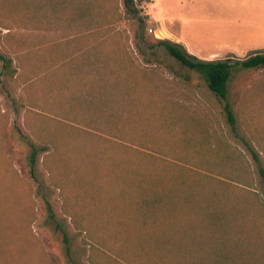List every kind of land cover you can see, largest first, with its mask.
<instances>
[{
  "label": "rangeland",
  "instance_id": "1",
  "mask_svg": "<svg viewBox=\"0 0 264 264\" xmlns=\"http://www.w3.org/2000/svg\"><path fill=\"white\" fill-rule=\"evenodd\" d=\"M48 2L0 0V54L5 59L0 61V237L5 242L13 224L19 245L28 250L26 264H134L99 244L97 236L96 224L104 219L102 225L109 226L112 222L108 219L114 215L115 195L111 202L108 197L117 191L112 189L113 171L106 158H118L124 152L120 146L115 150V143L157 159L164 174L201 171L203 155L216 156L221 144H229L245 155L255 192L264 203V177L260 174L264 155L251 139L241 110L244 100L264 89V69L234 66L224 100L209 91L199 73L157 46L158 41L167 40L201 61L229 60L232 64L264 53V0H136L141 13L134 18L125 14L122 0H118L120 18L110 22L103 38H98L103 39L105 73L118 84L132 81L128 91L131 89L140 108L137 116H141L135 120L145 124L142 132L132 137L135 144L89 126L80 115L81 108L74 106L71 92L60 89L43 95L35 85L38 80L33 81L27 71L31 65L25 53L18 58L17 47L34 46L40 43L42 33H47L29 35L31 28L43 22L38 14L49 9ZM151 6L157 10L154 16L164 21L160 25L150 19ZM145 15L148 18L141 25L139 17ZM65 80L64 76L57 78L59 85ZM48 97L54 98V106L46 101ZM226 104L235 117L233 126L228 122ZM67 112L71 114L68 117ZM76 115L79 120L74 121ZM59 123L86 132L67 139L70 143L63 140L67 155L72 156L66 165L59 163L63 158L59 155L65 152L55 155L53 145L47 143L50 137L40 132H55ZM88 136L90 141L85 138ZM95 136L109 139L108 143L103 147L94 141ZM33 147L40 149L34 165ZM250 149L258 153L259 163ZM87 153L100 165L98 176L91 180V169H86L93 165L82 161ZM78 163L84 166L76 167ZM133 163L143 164L139 160ZM115 184L114 188L122 187ZM188 208L184 207L186 220L192 217ZM1 240L0 251L6 247Z\"/></svg>",
  "mask_w": 264,
  "mask_h": 264
},
{
  "label": "trees",
  "instance_id": "2",
  "mask_svg": "<svg viewBox=\"0 0 264 264\" xmlns=\"http://www.w3.org/2000/svg\"><path fill=\"white\" fill-rule=\"evenodd\" d=\"M135 1L122 0L125 14L132 18L141 13ZM48 6L47 11L38 14L43 22L29 31V35L47 32L40 36V43L34 46L25 43L27 45L17 47L15 51L18 58L25 53L23 56L31 65L27 71L33 81L38 80L35 85L40 86L43 95L60 89L71 92L74 106L81 108L80 115L85 116L89 126L120 141L137 143L132 137L142 132L145 124L138 121L140 108L131 89L128 91L132 81L128 79L122 85L110 79L109 73H105L106 57L102 55L103 39L100 37L103 38L105 27L120 18L118 0H49ZM139 18L140 24L144 25L148 17ZM157 46H162L182 65L199 73L209 91L224 100L234 66L264 69V53H254L232 64L229 60L201 61L188 54L181 45L167 40L158 41ZM107 60L111 61L109 57ZM0 61L5 62L1 54ZM61 76L66 79L64 84L61 83L63 85L57 81ZM263 93L264 89L256 97L251 95L249 100H244L250 103L247 106L243 101L241 110L251 139L264 155V102L260 101ZM52 99L48 97L46 101L54 106ZM225 109L228 122L233 126L235 117L228 104ZM69 115L67 112L65 116ZM77 119L78 115L74 116V121ZM59 124L55 132H40L46 138L50 137L47 143L53 145L55 155L65 152L59 155L63 157L59 163L66 165L68 158H72L67 155L69 149H64L70 143L66 140L86 132L76 130L72 125ZM85 138L90 141L89 136ZM95 138L94 141L103 147L109 140L100 136ZM63 140L67 142L65 146ZM119 144L115 143L114 149L117 146L124 148L121 157L106 158L113 171L112 189L117 193L108 197L111 202L115 195L114 215L108 219L112 224L102 225L104 219L97 223L100 225L96 224L99 244L134 264H264V203L255 192L254 179L247 170L244 154L229 144H221L216 156L205 154L200 158L201 171L188 173V170L180 169L164 174L157 159L145 152L136 154L135 150ZM39 150L32 148L33 165ZM250 150L253 159L259 163L258 153ZM93 157L87 153L82 158L87 166L93 165L86 169H91L90 180L94 175L98 176L100 170ZM133 160L143 164L136 166ZM260 174L264 177L263 169ZM115 183L122 187L114 188ZM99 186L102 188V184ZM186 205L192 213L188 220L183 215ZM16 234L17 229L12 224L5 242L0 237L1 244L6 246L0 251V264L27 263L28 250L19 245ZM66 245L69 254L67 242Z\"/></svg>",
  "mask_w": 264,
  "mask_h": 264
},
{
  "label": "crops",
  "instance_id": "3",
  "mask_svg": "<svg viewBox=\"0 0 264 264\" xmlns=\"http://www.w3.org/2000/svg\"><path fill=\"white\" fill-rule=\"evenodd\" d=\"M153 3H154V1H152ZM152 3V4H153ZM157 12V10L153 7V6H151V11L149 12V16H150V19L152 20V21H154V22H156L157 24H161V23H163L164 21H162V20H160V19H158L156 16H154V14Z\"/></svg>",
  "mask_w": 264,
  "mask_h": 264
}]
</instances>
